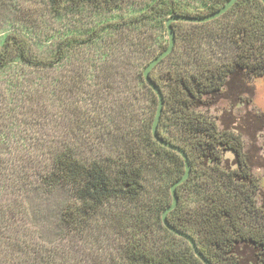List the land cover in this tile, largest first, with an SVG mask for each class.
Listing matches in <instances>:
<instances>
[{"label":"trees","instance_id":"16d2710c","mask_svg":"<svg viewBox=\"0 0 264 264\" xmlns=\"http://www.w3.org/2000/svg\"><path fill=\"white\" fill-rule=\"evenodd\" d=\"M125 1L45 0L52 16L68 10L115 12ZM226 1L148 0L143 8L103 20L96 18L101 14L88 12L85 26L62 30L57 39L48 36L44 48L37 27L46 18L38 14L26 16L24 29L3 34L0 264H204L189 242L161 220L171 203L170 186L184 172V159L152 135L158 97L143 69L157 53L142 33L145 26L157 23L166 35L165 20L171 14L203 15ZM172 26L174 48L150 76L163 94L158 134L186 152L191 171L177 185V204L167 219L190 234L212 264H243L244 249L251 250L252 264H264L259 178L241 132L221 127L211 110L234 74L264 76V3L236 0L215 19L174 21ZM167 43L168 39L158 43V51ZM113 47L133 54H119L115 65L119 97L114 132L110 108L104 110L99 101L110 95ZM87 48L95 52L82 57ZM74 56L69 77L58 82L71 97L73 140L57 146L45 136L43 123L51 115L57 87L49 71ZM105 113L109 123L102 119ZM100 129L107 140L115 137L108 152L104 138L97 137L103 133ZM96 142L103 149L94 150L101 152L82 156L80 146ZM226 151L233 154V164ZM158 174L165 178V187L155 196L149 186ZM58 186L70 190L72 198L61 205L51 239L42 228L51 224L50 218L32 211L23 192L27 187L50 191ZM108 239H114L113 245L104 248Z\"/></svg>","mask_w":264,"mask_h":264},{"label":"rangeland","instance_id":"374dc122","mask_svg":"<svg viewBox=\"0 0 264 264\" xmlns=\"http://www.w3.org/2000/svg\"><path fill=\"white\" fill-rule=\"evenodd\" d=\"M148 0H127L122 4L119 11H92L87 9L88 12L97 15V20H103L105 17H109L115 13L127 14L132 9L143 8L145 2ZM81 11L78 14L77 11H64L61 15H50L48 13V4L45 0H0V40L3 34L10 29L18 28L24 29L26 25L24 19L30 13L38 14L40 17L46 18L44 24L38 25L37 30L41 38L39 44L41 48L47 45L48 36H53V38H58L61 36L62 30L70 31L79 26H85L88 22L89 13ZM113 12V13H112ZM145 33L148 38V45L155 48V52L158 54V43L163 42L167 39V34L164 35L160 30L159 25H147L145 26ZM64 32V31H63ZM48 34V35H47ZM124 43L126 41H123ZM94 48H87L82 57H90L88 53H93ZM112 62L111 63V91L110 95L102 96L99 99L101 107L108 111L110 108L109 116L113 118L115 123L111 129L114 132L116 129V124H118V97L119 93L116 94V90L119 89V74H115V68L118 61L119 54L125 53L130 54L125 49H120L117 47L111 48ZM133 55V54H130ZM156 55V54H155ZM74 58L66 61L64 65H56L53 69L49 71V75L55 80L57 87L55 88V93L53 95V100H51V115L46 118L44 126L45 136L53 141L55 145H59L61 142H67L73 140V133L70 123V114L68 111V105L70 104L71 97L69 96L68 90L63 89L59 85V80L66 79L69 77L70 69L74 65ZM108 88V87H105ZM61 91L63 93H61ZM111 99H110V98ZM101 107H99L100 110ZM211 110L219 117V124L221 127H229L241 132L243 139L245 141V149L249 155V162L254 174L259 178L260 188L258 190L257 198L258 202L264 204V76H257L253 78H248L244 74H234L231 76L227 82V85L223 92L220 94L219 99L216 104L211 108ZM109 116L107 113L102 114V119L109 123ZM111 121V123L113 122ZM48 124V125H47ZM99 133L97 136L99 140L103 137L105 143H102L105 147L104 150L114 144V136H110L107 140L105 137L106 131ZM100 142L95 144L81 145L80 149L84 151L82 156H93L95 153L101 152L96 151L94 148H99L102 150ZM116 146V145H115ZM106 148V149H105ZM114 148V147H113ZM103 150V151H104ZM108 152V151H107ZM22 153V150H18V154ZM225 157L228 159L230 164H233V154L230 151H226ZM13 159V153L10 156ZM16 159H14L15 161ZM165 178L160 174L153 176L151 178V183L149 190L151 194L159 196L164 189ZM15 188L20 190L16 185ZM24 198L26 203L30 206L32 211H40L42 215L50 218L51 224H42L44 233L49 238L55 237V225L54 220L58 214L61 205L66 199H71V191L65 187L58 186L50 191H41L39 189H34L27 187L24 191ZM119 205V204H118ZM53 223V224H52ZM114 239L107 240L106 247H112ZM111 245V246H109ZM242 260L243 264H252V253L251 250H242Z\"/></svg>","mask_w":264,"mask_h":264},{"label":"water","instance_id":"95a60500","mask_svg":"<svg viewBox=\"0 0 264 264\" xmlns=\"http://www.w3.org/2000/svg\"><path fill=\"white\" fill-rule=\"evenodd\" d=\"M264 3V0H261ZM236 0H227L223 5H221L216 10L206 13L203 15H188V14H171L166 20H165V27L167 32V39L168 43L167 46L161 50L158 54H156L152 59L149 60V62L145 65L143 69V77L149 87L156 93L158 97V105L156 108L155 116L152 123L151 132L153 135V138L160 143L161 145L172 149L179 153L181 157L184 159V172L183 174L177 178L170 186V192H171V203L162 211L161 214V220L163 225L173 232L174 234L183 237L185 240L189 242L191 247L193 248L195 254L204 262V264H212L198 249L196 242L194 238L188 234L187 232H184L183 230H180L173 225H171L167 219V214L170 210H172L176 204H177V193H176V187L177 185L184 182L188 176L190 175L191 171V164L190 160L188 158V155L186 152L178 145L167 141L159 136L158 134V123L160 120V116L163 109V94L160 89V87L155 83V81L150 76V71L152 68L158 64L163 58H165L174 48L175 44V31L172 26V22L174 21H184V22H192V23H198V22H206L212 19H215L225 13L234 3Z\"/></svg>","mask_w":264,"mask_h":264}]
</instances>
